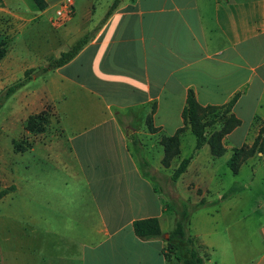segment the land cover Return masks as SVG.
<instances>
[{
	"label": "crops",
	"instance_id": "obj_1",
	"mask_svg": "<svg viewBox=\"0 0 264 264\" xmlns=\"http://www.w3.org/2000/svg\"><path fill=\"white\" fill-rule=\"evenodd\" d=\"M33 1L43 15L63 0ZM0 2V24L10 33L24 27L28 11L18 2L14 8ZM54 16L48 19L59 26ZM7 55L0 59V79L12 70ZM48 71L58 102L49 93L31 97V104L37 111L52 104L58 114L60 128L39 138L42 159L55 161L58 176L56 182L42 178L37 212L30 207L32 192L17 204L24 217L0 211L1 264H167L164 238L142 239L132 223L157 216L167 237L176 213L169 224L162 193L177 203L179 180L185 191L192 192L191 184L202 190L188 232L203 264H264V250L257 256L251 240L258 232L264 241V220L258 213L240 217L244 190L264 192V153L246 158L236 173L227 164L231 148L252 143L264 126V0H119L78 53ZM188 88L202 105L224 103L240 91L232 111L241 123L223 137L228 170L216 166L207 142L197 149L194 143L184 155L189 128L180 136L179 154L168 166L161 163L160 137L183 124ZM73 98L84 99L88 109L63 106ZM149 114L155 131L147 126ZM183 157L189 161L170 182L172 196L160 184ZM0 184V199L18 188L12 177Z\"/></svg>",
	"mask_w": 264,
	"mask_h": 264
},
{
	"label": "rangeland",
	"instance_id": "obj_2",
	"mask_svg": "<svg viewBox=\"0 0 264 264\" xmlns=\"http://www.w3.org/2000/svg\"><path fill=\"white\" fill-rule=\"evenodd\" d=\"M7 1L12 8H14L15 4L18 2L21 10L28 11L25 13L28 20L25 22L26 24L24 27L12 33L8 31L5 24H0V40L2 39L0 45L7 51L8 55L6 60L10 58L12 65V70L1 72L0 79V180L12 177L18 187L14 192L7 193L3 199H0V211L8 212L9 210H13L18 215L24 217V208L18 207L17 204L26 201V193L32 192L33 199L30 200V207L34 213L37 212L40 206L39 193L41 191L42 178L49 176L50 182H56L55 178L58 176L56 175L57 167L55 161L42 159L43 148L40 145L44 141L43 139L39 140L40 136L43 134L47 138L51 133H55L61 126L54 106L52 104H44L41 108H46L50 115V123L43 132L31 133L26 131V129L24 130L23 126L25 117L28 113H31V109L33 112L34 110L37 111L35 103L31 104V97H45V95L52 93L58 102L57 89L53 88V85L57 84L54 78L55 75L52 74L53 71L39 72L37 70L41 69L50 57H55L62 51L68 49L70 45L83 34L94 33L112 0H74L75 10L73 14L69 16L71 19L68 20L69 17H67L59 26L52 25L48 19V16L56 15L55 5L51 6L47 13L41 15L38 13L39 9L36 7L33 0ZM0 5H2L1 2ZM33 8H35V12H31ZM30 66L35 68L32 77L11 95L1 101V94L5 88L17 79L23 78L26 67ZM52 78H54L53 82H51ZM3 83L4 85L2 86ZM56 106L57 108H62V105L58 106L57 103ZM63 106H66L69 110L75 108L85 111L88 109L86 101L77 98L68 99ZM93 108L89 106V110ZM132 123L136 124L137 119L132 121ZM22 137L23 141L25 140L24 143H29L28 146L34 143V150L31 151L28 148L20 152L14 150L13 140ZM194 143L195 136L188 132L186 137H184V155L190 153ZM225 158V155L216 157V166L220 169L228 170ZM230 174V172L227 173L223 178V186L225 188L231 185ZM159 178H161L160 175ZM165 179H168L166 175ZM171 180L172 179L169 181L164 180L160 185L168 188L170 194L174 195L176 190L170 189ZM180 185L181 180L175 185L178 191L177 194L179 195L174 196V201L179 204L186 202L190 208L191 205L200 200L199 198L202 190L201 188H192L191 184V186L188 187L192 192L188 190L185 191V188L183 186L181 188ZM1 188L2 186L0 184V189ZM244 194H246V196L240 198V201H242L240 205L243 209L240 217L243 219L247 218L249 213L251 215L258 213L264 220V208H262V204L264 203L263 190L258 188L245 189ZM162 196L166 199L167 206L174 204L165 191H163ZM167 216L169 218V224L171 223V225H173L174 222H172V218L175 216V212L170 207L167 211ZM251 240L256 242V255L259 256L264 250V241L260 233L258 234V232H255ZM177 254L180 256L183 254L181 246L176 248L174 253H170L171 261H167V264H180V260L176 257Z\"/></svg>",
	"mask_w": 264,
	"mask_h": 264
},
{
	"label": "trees",
	"instance_id": "obj_3",
	"mask_svg": "<svg viewBox=\"0 0 264 264\" xmlns=\"http://www.w3.org/2000/svg\"><path fill=\"white\" fill-rule=\"evenodd\" d=\"M119 0H113L103 16L99 26L108 18L112 11L116 8ZM95 29V30H96ZM93 33L83 34L76 39L68 49L62 51L58 56L50 58L41 69L37 71H48L54 69L72 59L78 51L92 38ZM1 44V43H0ZM5 49L0 45V59L5 54ZM35 68L29 67L24 71V77L17 79L8 85L1 94V101L11 95L16 89L25 84L32 77ZM240 91L233 94L229 100L221 104L202 105L198 102L195 92L192 88H188L185 104L182 108V122L172 134H162L160 143L163 145L164 154L161 163L168 166L173 157L180 152L179 143L180 136L189 128L195 136L194 149L199 148L207 142L210 146L212 155L220 156L225 152L223 137L234 127L241 123V119L232 111V106L237 99ZM147 126L151 131L156 128L152 125L151 114L148 115ZM50 123V115L46 108L37 112L30 113L24 121V129L31 133L43 132ZM23 137L13 140V148L15 151H23L28 145L24 143ZM257 151L264 153V126H261L258 134L250 144L234 146L231 148V154L227 160V164L233 173L238 171L240 164L249 156ZM189 157H183L179 164L173 169L170 177L176 180L180 174L186 169ZM4 190L0 191L2 194ZM203 199L191 205L189 208L186 202L174 203L169 206L176 213V221L172 230L168 232V237H164L157 216L140 217L133 220L132 227L136 236L142 239H150L156 237L164 238L165 244L162 247V254L166 260H170V253H174L175 249L181 246L183 254H177L180 264H203L204 257L199 254L195 246L193 237L188 232V219L191 211L202 205ZM1 264V258H0Z\"/></svg>",
	"mask_w": 264,
	"mask_h": 264
},
{
	"label": "built area",
	"instance_id": "obj_4",
	"mask_svg": "<svg viewBox=\"0 0 264 264\" xmlns=\"http://www.w3.org/2000/svg\"><path fill=\"white\" fill-rule=\"evenodd\" d=\"M73 9H74V0H63L59 8H57L55 12L56 15L52 19L53 22L56 24L62 23L64 19H66L72 14ZM262 206L264 207V203L262 204Z\"/></svg>",
	"mask_w": 264,
	"mask_h": 264
},
{
	"label": "water",
	"instance_id": "obj_5",
	"mask_svg": "<svg viewBox=\"0 0 264 264\" xmlns=\"http://www.w3.org/2000/svg\"><path fill=\"white\" fill-rule=\"evenodd\" d=\"M165 235L168 236V233H166Z\"/></svg>",
	"mask_w": 264,
	"mask_h": 264
}]
</instances>
